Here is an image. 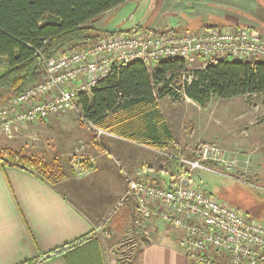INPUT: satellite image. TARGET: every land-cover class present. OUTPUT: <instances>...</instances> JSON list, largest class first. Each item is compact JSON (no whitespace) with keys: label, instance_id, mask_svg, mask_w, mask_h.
<instances>
[{"label":"crops","instance_id":"1","mask_svg":"<svg viewBox=\"0 0 264 264\" xmlns=\"http://www.w3.org/2000/svg\"><path fill=\"white\" fill-rule=\"evenodd\" d=\"M103 15L96 27L112 33L135 25L154 32L256 27L264 35V0H128ZM158 102L177 142L176 129ZM107 136L103 145H94L91 161L73 167L74 173L63 167L67 176L55 184L18 167H0V264L118 263L116 247L133 231L135 206L126 199L127 211L110 221L127 188L125 174L141 166L149 168L153 181L169 182L170 174L150 163L157 150ZM137 227L135 264H203L184 253L180 229L156 219ZM214 257L226 260L223 254Z\"/></svg>","mask_w":264,"mask_h":264},{"label":"built area","instance_id":"2","mask_svg":"<svg viewBox=\"0 0 264 264\" xmlns=\"http://www.w3.org/2000/svg\"><path fill=\"white\" fill-rule=\"evenodd\" d=\"M227 55L242 61L264 60V35L254 27L198 31L170 28L154 32L134 25L50 57L42 78L0 107V129L11 136L20 126L48 121L75 109L100 140L110 133L83 117L76 97L95 88L115 64L141 61L150 67L175 58L193 64L197 59L212 62ZM192 78L193 74L184 75L187 81ZM196 157H175L184 169L173 183L151 180L146 166L125 174L128 187L122 200L135 201L134 221L139 224L145 219L162 220L180 229L184 253L188 259L203 264H264V222L208 194L194 180L195 170H214L205 164L222 165L228 174L238 160H229L222 149L212 144H202ZM214 254L225 255V262Z\"/></svg>","mask_w":264,"mask_h":264},{"label":"trees","instance_id":"3","mask_svg":"<svg viewBox=\"0 0 264 264\" xmlns=\"http://www.w3.org/2000/svg\"><path fill=\"white\" fill-rule=\"evenodd\" d=\"M126 1L0 0V59L5 62L0 91L18 95L42 78L45 62L59 51L115 34L98 29L96 24L104 13ZM188 65L179 58L160 61L152 70L141 61L115 64L95 88L76 97L81 114L96 127L160 152L169 151L166 168L171 183L184 168L175 158L181 152L174 147V133L158 102L161 96L178 100L182 93L205 107L214 97L264 95V60L242 61L227 55L195 69L191 81L184 79ZM98 143L103 145L102 139ZM9 166L50 184L67 176L58 163L23 150L7 149L0 154V167Z\"/></svg>","mask_w":264,"mask_h":264},{"label":"rangeland","instance_id":"4","mask_svg":"<svg viewBox=\"0 0 264 264\" xmlns=\"http://www.w3.org/2000/svg\"><path fill=\"white\" fill-rule=\"evenodd\" d=\"M163 31L166 30H158ZM81 47L72 49L67 46L56 54ZM208 63L197 59L188 65L185 76L188 77L195 69ZM156 65L148 68L152 70ZM4 68L5 62L0 59V71ZM11 96L0 91V107L7 104ZM159 99L176 129L177 142L174 147L181 152L180 156L194 160L202 144H212L222 149L229 160H238L228 174L222 165L213 163L205 166L214 170H195L197 186L208 194L240 207L246 215L264 222V95H242L230 99L214 97L205 107L192 99L187 100L182 93L178 100L169 95ZM107 137L102 135L101 139L107 140ZM96 144H99L98 139L75 109L55 115L48 121L20 126L11 136L0 129V154L7 149L23 150L44 161L56 162L69 173L75 172L73 167L80 168V165L91 161ZM169 159V151H156L150 163L160 169L167 166ZM126 199L131 198L119 202V210L113 212L111 222L119 220L127 211L129 201ZM131 225V238H124L116 247L117 264H135L139 246L134 227H141L134 221L133 212Z\"/></svg>","mask_w":264,"mask_h":264}]
</instances>
